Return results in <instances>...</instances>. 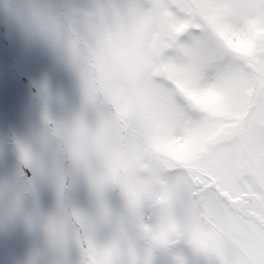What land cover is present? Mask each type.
<instances>
[{
	"label": "snow or ice",
	"instance_id": "snow-or-ice-1",
	"mask_svg": "<svg viewBox=\"0 0 264 264\" xmlns=\"http://www.w3.org/2000/svg\"><path fill=\"white\" fill-rule=\"evenodd\" d=\"M132 15L80 57L86 98L107 111L64 132L73 159L98 192L123 189L150 243L264 264V0H136ZM73 220L85 264H141L127 236L99 246Z\"/></svg>",
	"mask_w": 264,
	"mask_h": 264
},
{
	"label": "rangeland",
	"instance_id": "rangeland-1",
	"mask_svg": "<svg viewBox=\"0 0 264 264\" xmlns=\"http://www.w3.org/2000/svg\"><path fill=\"white\" fill-rule=\"evenodd\" d=\"M94 0H58L55 7L69 18L77 17ZM107 106L90 102L85 95L80 68L65 55L27 41L15 27L0 21V180L13 179L24 161L36 155L51 159L61 177L69 180L59 190L47 178L38 181L36 206L42 217L58 216L65 208L87 223L99 246L127 236L129 259L141 264H216L214 254L177 238L160 245L150 243L132 223L133 213L123 189L108 183L94 187L89 171L68 163L64 132L77 122L94 128ZM93 170L102 167L90 162ZM35 179V177H34ZM32 208V201L27 205ZM142 215H155L151 205ZM43 243L37 230L28 234L22 224L0 233V264H20L31 246ZM66 264H85L83 250L71 237L63 246Z\"/></svg>",
	"mask_w": 264,
	"mask_h": 264
},
{
	"label": "clouds",
	"instance_id": "clouds-1",
	"mask_svg": "<svg viewBox=\"0 0 264 264\" xmlns=\"http://www.w3.org/2000/svg\"><path fill=\"white\" fill-rule=\"evenodd\" d=\"M57 2L0 0V21L18 29L27 41L62 53L78 67L83 54L100 47L109 36L131 30L135 23L132 8L136 0H94L75 18L62 14L55 7ZM65 153L70 165L87 169L73 159L66 140ZM42 176L57 190L69 180L67 172L61 177L53 161L39 154L24 161L17 177L0 180V233L18 224H22L28 234L37 230L42 233L43 243L31 246L20 264H66L65 238L75 240L73 212L65 208L58 216L40 215L36 206V185ZM30 200L32 208L27 206Z\"/></svg>",
	"mask_w": 264,
	"mask_h": 264
}]
</instances>
